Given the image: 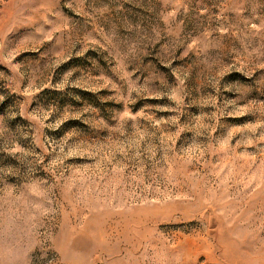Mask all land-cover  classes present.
Returning a JSON list of instances; mask_svg holds the SVG:
<instances>
[{
    "label": "rangeland",
    "instance_id": "obj_1",
    "mask_svg": "<svg viewBox=\"0 0 264 264\" xmlns=\"http://www.w3.org/2000/svg\"><path fill=\"white\" fill-rule=\"evenodd\" d=\"M0 264H264V0H0Z\"/></svg>",
    "mask_w": 264,
    "mask_h": 264
}]
</instances>
